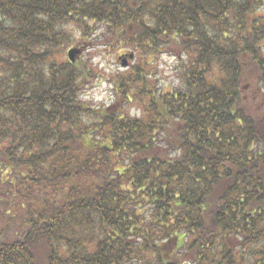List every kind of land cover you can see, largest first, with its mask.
Returning <instances> with one entry per match:
<instances>
[{
  "label": "trees",
  "instance_id": "trees-1",
  "mask_svg": "<svg viewBox=\"0 0 264 264\" xmlns=\"http://www.w3.org/2000/svg\"><path fill=\"white\" fill-rule=\"evenodd\" d=\"M76 33L139 54L111 106ZM0 224V264H264V0H0Z\"/></svg>",
  "mask_w": 264,
  "mask_h": 264
},
{
  "label": "rangeland",
  "instance_id": "rangeland-1",
  "mask_svg": "<svg viewBox=\"0 0 264 264\" xmlns=\"http://www.w3.org/2000/svg\"><path fill=\"white\" fill-rule=\"evenodd\" d=\"M77 43L71 47L80 49V53L76 57L82 61H85L89 66H92L94 73L90 78L85 88V98L87 101L95 104L96 106H111L113 102L122 99L123 88H118V83L115 82V76L117 72H124L128 68H132L137 63L139 54L136 53V57L131 58L130 53H134L133 49L129 48H103L95 45L94 38L83 41L80 39V34L76 33ZM102 46V45H100ZM178 56L175 53L160 54L155 58L150 56L151 59H155L153 67L154 77L158 78L159 85L166 91L174 90L179 83V69L183 62V58L186 56L183 53ZM156 66V67H155ZM125 102V101H123ZM139 105L137 102L126 103L128 111L132 114L135 113V106ZM10 222V221H9ZM11 224V223H9ZM14 230L12 226H1L0 224V237L2 239L13 240Z\"/></svg>",
  "mask_w": 264,
  "mask_h": 264
},
{
  "label": "water",
  "instance_id": "water-1",
  "mask_svg": "<svg viewBox=\"0 0 264 264\" xmlns=\"http://www.w3.org/2000/svg\"><path fill=\"white\" fill-rule=\"evenodd\" d=\"M78 52H79V50H77V49H72V50L69 51V56H70V58H71L73 61L75 60V55H76ZM132 57H133V55H132Z\"/></svg>",
  "mask_w": 264,
  "mask_h": 264
}]
</instances>
